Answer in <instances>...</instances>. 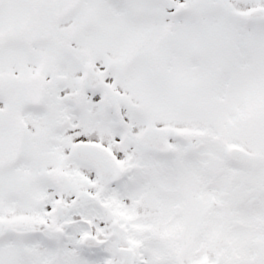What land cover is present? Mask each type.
Here are the masks:
<instances>
[{
    "label": "snow or ice",
    "instance_id": "1",
    "mask_svg": "<svg viewBox=\"0 0 264 264\" xmlns=\"http://www.w3.org/2000/svg\"><path fill=\"white\" fill-rule=\"evenodd\" d=\"M0 264H264V0H0Z\"/></svg>",
    "mask_w": 264,
    "mask_h": 264
}]
</instances>
